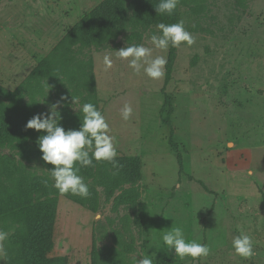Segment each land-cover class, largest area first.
Here are the masks:
<instances>
[{
    "label": "rangeland",
    "instance_id": "obj_1",
    "mask_svg": "<svg viewBox=\"0 0 264 264\" xmlns=\"http://www.w3.org/2000/svg\"><path fill=\"white\" fill-rule=\"evenodd\" d=\"M101 1L0 0V87L22 85L24 101L29 108L35 102V113L49 111L62 96L68 98L62 107L79 112L94 94L77 77L57 84L46 76L39 77L40 84L27 78ZM133 1L124 0L128 17ZM182 10L195 43L175 47L166 85L164 77L153 80L143 68L136 73L116 55L122 47L143 44L153 48V56L167 59L168 49L151 44V35L159 32L155 26L140 21L101 45L77 40L71 45L75 52L65 71L84 63L117 156L114 163L103 161L105 168L95 161V167L81 168L87 198L58 200L52 254L70 264H89L93 249L119 246L126 247L130 259L155 253L154 264H264V0H202L194 13L191 6ZM106 54L113 60L107 71ZM165 94L173 108L170 125L164 122ZM125 103L133 108L128 120L120 114ZM131 155L140 157V171L124 180L122 160ZM0 157L9 162L14 153L1 147ZM124 189L132 195L119 201ZM176 226L183 227L187 241L206 244L210 254L195 260L175 257L160 236ZM0 231L7 233L0 241V264H6L17 251V238L1 212ZM240 232L253 239L255 255L249 259L232 248Z\"/></svg>",
    "mask_w": 264,
    "mask_h": 264
},
{
    "label": "trees",
    "instance_id": "obj_2",
    "mask_svg": "<svg viewBox=\"0 0 264 264\" xmlns=\"http://www.w3.org/2000/svg\"><path fill=\"white\" fill-rule=\"evenodd\" d=\"M201 1L180 0L173 15L168 16L156 13L155 6L160 0H134L130 4L133 15L128 17L124 0H102L78 24L68 29L54 51L37 65L27 80H36L40 84L39 77L46 76L57 84L68 79L70 81L71 77H77V83L85 85V88L94 94L89 95L86 103H93L99 109L93 78L85 75L84 63L78 62L77 69L73 70L74 73L71 70L65 71V64L73 58L70 52H75L71 47L72 43L77 40L81 45L91 43L101 45L115 38L128 24L140 21L155 27L160 22L170 24L180 19L185 22L186 11L182 9L191 6L194 13L199 9ZM174 62L175 47L170 46L167 52L164 85L171 79ZM0 94L4 97H0V148L5 147L14 153V157L9 162L0 157V207L2 208L0 212L16 229L17 238V251L14 258L7 259L6 264H70L65 257L53 255L52 250L58 200L60 197L75 199L76 196L71 193L61 195L52 187L53 181L49 169L53 166L41 159L42 153L38 147V137L43 133L25 127L27 121L37 114L33 110L35 102L31 103L33 109L28 107L24 101L22 85L14 90L0 87ZM163 107L167 109L164 122L170 125L173 108L169 95L165 94ZM60 112L62 115L60 124L66 130L80 127L82 113H74L66 106L60 108ZM170 144L175 146L172 130H170ZM177 159L179 168L182 169L179 154ZM29 163L36 164L41 169V173L38 174L31 169ZM140 164V157L137 155L123 158V179L136 177L140 171ZM98 165L99 168H105L103 161ZM105 177H109L110 180L109 175ZM131 193V189H124L119 195V201L129 200ZM89 264H132V261L127 255L126 247L119 246L105 251L93 249Z\"/></svg>",
    "mask_w": 264,
    "mask_h": 264
},
{
    "label": "clouds",
    "instance_id": "obj_3",
    "mask_svg": "<svg viewBox=\"0 0 264 264\" xmlns=\"http://www.w3.org/2000/svg\"><path fill=\"white\" fill-rule=\"evenodd\" d=\"M179 3L180 0H160L155 6L156 13L172 16ZM156 27L159 30L158 34H152L150 37L151 44L156 49L166 51L170 46L179 47L182 43L191 46L195 43V37L186 29L183 19L170 24L160 22ZM116 55L122 60H128L129 67L136 73L143 68L144 73L153 80L162 79L165 75L167 59L162 55L153 56L151 47L131 44L118 49ZM103 65L105 71L113 66V60L107 54L103 57ZM67 99L66 96H62L60 100L50 105L49 111L33 115L25 127L43 133L38 137V147L42 153L41 159L53 166L49 169L52 187L61 195L71 193L87 198L90 194L89 186L80 175V170L82 167H95L94 161L114 163L117 156L115 137L110 134L111 129L105 116L90 102L83 103L78 108L83 115L80 127L66 130L60 124L62 120L60 108ZM73 101L76 103L74 97ZM132 112L133 108L129 103H125L120 110L124 120H128ZM231 146L229 144V147ZM247 174L253 175L252 169H249ZM96 219L99 220L100 216L97 215ZM6 237L7 233L0 231V241ZM160 240L167 250H174L175 257L180 259L191 257L195 260L210 254L206 244L196 240L187 241L182 226L163 232ZM231 245L235 253L242 258L249 259L255 255L253 239L244 232L233 237ZM138 256L141 258L137 259ZM154 256L155 253L133 255L131 261L132 264H154Z\"/></svg>",
    "mask_w": 264,
    "mask_h": 264
}]
</instances>
